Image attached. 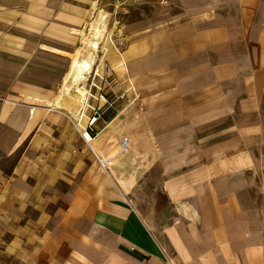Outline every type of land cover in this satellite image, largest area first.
<instances>
[{"label":"crops","instance_id":"crops-1","mask_svg":"<svg viewBox=\"0 0 264 264\" xmlns=\"http://www.w3.org/2000/svg\"><path fill=\"white\" fill-rule=\"evenodd\" d=\"M166 2L165 18L124 25L128 80L103 91L130 82L141 106L93 96L92 143L65 111L25 100L51 101L66 71L47 88L24 41L0 36V264H264V0ZM133 116L152 130L107 131ZM144 181L162 219L131 198Z\"/></svg>","mask_w":264,"mask_h":264},{"label":"rangeland","instance_id":"rangeland-1","mask_svg":"<svg viewBox=\"0 0 264 264\" xmlns=\"http://www.w3.org/2000/svg\"><path fill=\"white\" fill-rule=\"evenodd\" d=\"M166 1L167 0H30L31 6L34 3L42 9V12L35 13L34 11H31L27 5L23 6V0H15L14 6L11 4L9 6L0 5V36L6 34L13 36L16 41H24L26 48L31 51V67L33 69L39 67L44 75L46 74L47 88H50V81H52L55 76H59L67 71L66 69H68L70 65V60L68 59V62L67 58L59 57L54 54H41L40 52L43 51L39 50V45L46 43L50 46L71 52L80 45L81 39L84 38V36L79 35V33L78 35L72 33L71 29L75 28L80 32L81 29L86 28L85 23L89 21L90 18L95 17L97 12L101 11L106 13V29L107 34L110 33L109 35L112 44L110 42H107L106 45L101 44L105 47L107 46V50L104 51L103 46L100 45L97 52V59L94 68L92 69L89 81L86 84V87L90 92V104L94 99L90 98L91 95L97 96L104 90V88L106 90L109 89V87L115 85L114 83L118 79H120L121 82H124L127 79L124 66L115 67V64L120 62L121 59L123 63L124 61L123 57L116 54L113 48L116 46L120 49V54L122 53L124 42L121 38L124 36V25L140 19H149L152 17L156 19L165 18L168 13L167 8L169 7V4ZM2 13L5 15H2ZM72 21L73 23H69ZM84 32L85 30H83V33ZM49 49L53 48L47 46L46 51L53 52ZM38 64L40 66H37ZM97 68H99V74H97L99 76H95ZM106 72L108 73L107 82L109 84L104 86L101 77L106 78ZM34 77L35 72H32V78ZM93 83L96 86L91 88ZM100 87H103V89L98 92V88ZM30 88L31 90L35 89L33 86ZM126 89H129L128 83ZM47 92L50 96L54 93L51 89H47ZM128 94L132 96L131 91H128ZM65 99V102L69 106H76L74 99ZM137 109L139 108L135 107V110ZM86 121L87 120L84 119V126L87 123ZM151 130L152 124L148 118H134V116L128 119L126 124L121 123L119 125L118 122L115 121L112 124H109L107 128V131H125L127 133L150 132ZM134 142L135 146L137 143L136 147L138 148L146 147L147 143L146 140H127L126 144L129 146V144ZM148 183L150 182L144 181L142 183L143 187L136 189L138 194L132 192L131 198L133 199L134 204H136L145 216L151 218L152 208L154 207L155 211H158L156 214L162 219V215L168 213L167 206L164 202V196L160 192L161 189L144 186V184ZM124 189L126 191L129 190V186L125 185ZM152 197L154 198L155 203L151 205L150 202H152ZM159 212L161 213V216H159Z\"/></svg>","mask_w":264,"mask_h":264},{"label":"bare ground","instance_id":"bare-ground-1","mask_svg":"<svg viewBox=\"0 0 264 264\" xmlns=\"http://www.w3.org/2000/svg\"><path fill=\"white\" fill-rule=\"evenodd\" d=\"M85 25L86 28L81 29L79 32V35L84 36V38L81 39L80 45L77 46L72 52L65 53L62 51L49 49L53 52L55 51V53L66 56L70 60V65L63 75L54 98L51 101L32 98H25V100L29 101L30 103H37L39 105L46 106L48 109L58 111L60 110L63 112L65 111L72 119L76 121V125L78 129L82 131L85 140L89 143H92L93 138L86 131V125L84 126L85 110L89 105L90 96V92L87 89L86 84L88 83L90 74L94 68L100 45H106L107 42L112 44V41L109 35L110 33L107 34L106 13L101 11L97 12L95 17L90 18L89 21L85 23ZM83 30H85L84 33ZM106 47L103 46L104 51L107 50ZM121 60L115 64V67L124 66V63ZM99 68H97V73L95 75L99 74ZM65 98H71L69 100L74 99L76 106H69L65 102Z\"/></svg>","mask_w":264,"mask_h":264},{"label":"built area","instance_id":"built-area-1","mask_svg":"<svg viewBox=\"0 0 264 264\" xmlns=\"http://www.w3.org/2000/svg\"><path fill=\"white\" fill-rule=\"evenodd\" d=\"M114 48V51H115V53L116 54H119V55H121L120 54V49L119 48H117L116 46H114L113 47ZM95 74H96V72H95ZM95 76H99V75H95ZM101 79H102V81H103V85L104 86H106V84H109L108 82H107V78H105V77H101ZM129 84V89H125V90H123L122 92H120V93H118V95L115 97V99L114 100H108L107 99V97H106V93L104 92V91H101L102 89H103V87L101 88H98L99 90H98V92L99 91H101L98 95H97V98H95L96 100H101V101H103L105 104H106V108H110V107H112L113 105H114V102L116 101V100H118V99H122V100H125L126 101V106H129L130 104H133V103H135V102H138L139 103V105L141 106V103L139 102V100H140V96H139V94L134 90V88H133V86L131 85V83L129 82L128 83ZM96 85L93 83L92 85H91V88L92 87H95ZM90 88V89H91ZM109 91L112 93L113 91H112V87H109ZM128 91H131V93H132V96H130L129 94H128ZM90 98H94L93 97V95H91V97ZM94 112H93V114H92V116L91 117H88V118H86V131L88 132V134L90 135V136H92V133H93V129H94V126H95V123H96V121H97V119L100 117V113H98V110L95 108V109H92ZM86 141V140H85ZM86 142H88V141H86ZM89 143V142H88Z\"/></svg>","mask_w":264,"mask_h":264}]
</instances>
